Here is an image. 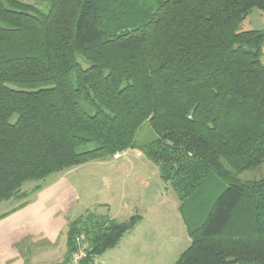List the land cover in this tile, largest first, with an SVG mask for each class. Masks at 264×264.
<instances>
[{
	"label": "trees",
	"instance_id": "16d2710c",
	"mask_svg": "<svg viewBox=\"0 0 264 264\" xmlns=\"http://www.w3.org/2000/svg\"><path fill=\"white\" fill-rule=\"evenodd\" d=\"M43 1L0 0V201H20L9 212L42 187L26 181L136 149L181 200L213 170L227 181L175 264H264V175L238 179L264 163V29H240L264 0ZM145 121L157 136L136 145ZM76 218L61 264L77 235L93 264L136 222Z\"/></svg>",
	"mask_w": 264,
	"mask_h": 264
},
{
	"label": "rangeland",
	"instance_id": "374dc122",
	"mask_svg": "<svg viewBox=\"0 0 264 264\" xmlns=\"http://www.w3.org/2000/svg\"><path fill=\"white\" fill-rule=\"evenodd\" d=\"M23 1L43 10L47 8L43 0ZM240 29L263 30L264 12L253 8L241 22ZM260 60L264 64V42ZM156 136L145 121L138 128L134 142L144 144ZM91 146L86 144L78 150ZM137 152L129 149L119 153L117 158L113 155L92 160L52 173L43 180H29L23 183L21 190L28 191L37 184L44 185L58 176H66L78 198L70 210L72 219L67 223V230L77 216L87 214L106 215L116 222L136 220L120 239L121 254L112 257L107 250L95 257L93 264H175L190 243L186 225L197 226L204 221L227 181L213 170L203 178L195 193L181 200L172 186L161 179L158 166ZM263 175L264 163L239 173L238 179L247 181ZM19 202L0 201V215Z\"/></svg>",
	"mask_w": 264,
	"mask_h": 264
},
{
	"label": "crops",
	"instance_id": "0c3cea01",
	"mask_svg": "<svg viewBox=\"0 0 264 264\" xmlns=\"http://www.w3.org/2000/svg\"><path fill=\"white\" fill-rule=\"evenodd\" d=\"M77 200L72 183L61 175L29 195L24 206L1 217L0 264H61L70 210ZM120 242L108 249L112 257L121 254Z\"/></svg>",
	"mask_w": 264,
	"mask_h": 264
},
{
	"label": "built area",
	"instance_id": "2783aa9c",
	"mask_svg": "<svg viewBox=\"0 0 264 264\" xmlns=\"http://www.w3.org/2000/svg\"><path fill=\"white\" fill-rule=\"evenodd\" d=\"M119 154H115L114 158H117ZM87 257V242L84 234H79L75 237V247L71 251L67 264H84V260Z\"/></svg>",
	"mask_w": 264,
	"mask_h": 264
}]
</instances>
